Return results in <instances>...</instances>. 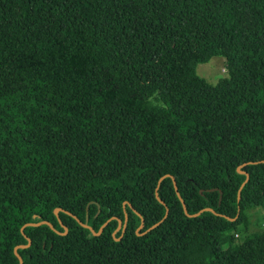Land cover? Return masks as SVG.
<instances>
[{
	"label": "trees",
	"instance_id": "trees-1",
	"mask_svg": "<svg viewBox=\"0 0 264 264\" xmlns=\"http://www.w3.org/2000/svg\"><path fill=\"white\" fill-rule=\"evenodd\" d=\"M263 159L264 0H0V264H264Z\"/></svg>",
	"mask_w": 264,
	"mask_h": 264
},
{
	"label": "rangeland",
	"instance_id": "rangeland-1",
	"mask_svg": "<svg viewBox=\"0 0 264 264\" xmlns=\"http://www.w3.org/2000/svg\"><path fill=\"white\" fill-rule=\"evenodd\" d=\"M133 46V37L129 34L127 43L123 48L124 52H128ZM196 72L208 82L216 83L218 79L227 75L225 59L221 55L212 56L206 62L199 63ZM246 221V225L241 224L227 231L226 235L233 236L232 244L240 243L249 233L264 231V209L260 207L249 208Z\"/></svg>",
	"mask_w": 264,
	"mask_h": 264
},
{
	"label": "water",
	"instance_id": "water-1",
	"mask_svg": "<svg viewBox=\"0 0 264 264\" xmlns=\"http://www.w3.org/2000/svg\"><path fill=\"white\" fill-rule=\"evenodd\" d=\"M263 161H264V159H263V160H259V161H247V162H245V163H242V164L237 168V171H238L239 173H242V174L245 175V179H244V181L241 183V186L239 187L238 192H237V199H238V200H239V198H240V190H241V187L244 185V183H245V182L248 180V178H249L248 173H247L245 170L240 169V167H242V166H244V165H246V164H251V163L253 164V163L263 162ZM167 176H170V175H169V174L162 175V176L159 178L158 183H159L164 177H167ZM173 186H174V189H175V191H176V194L179 196V199H180V201H181V204H182V207H183L184 213H185L187 216H189V217L197 216L198 214H200V213H201L202 211H204V210L213 211L212 208L206 207V208H203V209L199 210V211L196 212V213H188L187 208H186V205H185L184 201L182 200V198H181L180 195H179V192H178V189H177V185H176V182H175L174 179H173ZM155 194H156V197L158 198V200H159L161 203H164V202L158 197L157 191L155 192ZM124 204H125V203H124ZM123 208H124V207H123ZM58 210H60V208H55V209H54V212H55L56 215H57ZM167 214H168V208H166L163 217H162L159 221H157L156 223L152 224L150 227H148V228H147L146 230H144L142 233H138V232H137V234H143V233L147 232L148 230L154 228L155 226H157V225H158V224H159V223H160V222H161V221L167 216ZM124 215H125V221H126L127 213H126L125 210H124ZM72 216H73V217H74V218H75V219H76V220H77L82 226H84V227L90 229V231H91L93 234H95V235H98V234L101 232L102 227H103V226H104V225H105L110 219L115 218L114 216L108 218V219L102 224V226L99 228L98 231H94L92 227H90L89 225H87V224L83 223L82 221H80V219H78L75 215H72ZM233 219H234V218H231V220H233ZM117 220H118V225H117L115 231H117V230L121 227V228H122L121 231L123 232V231H124V227H125V222L122 224V221H121L120 219H117ZM41 224H47V225H49L51 228L54 229L53 225H52L49 221H47V220H40V221H38V222H28V223H26L25 225H41ZM143 225H144L143 220H141L140 225L137 227L136 230L138 231L139 229H141V228L143 227ZM21 229H22V228H21ZM66 231H67V228L64 226V231H63V232H59V231H57V232H59V233H61V234H64ZM122 232H121V233H122ZM121 235H122V234H121ZM121 235H120L119 237H115V240H118V239L121 237ZM26 238L28 239V243H29V242H30L29 237H26ZM28 243L25 244V245H18V246H16V247H14V252H15V255L17 256V258H18V260H19V264H22L23 260H22V257L17 253L16 248H17V247H25V246L28 245Z\"/></svg>",
	"mask_w": 264,
	"mask_h": 264
}]
</instances>
